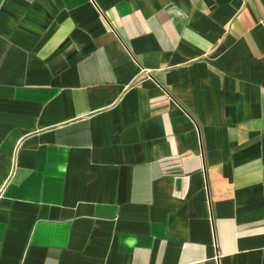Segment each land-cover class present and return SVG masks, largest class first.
I'll use <instances>...</instances> for the list:
<instances>
[{
	"label": "crops",
	"instance_id": "crops-1",
	"mask_svg": "<svg viewBox=\"0 0 264 264\" xmlns=\"http://www.w3.org/2000/svg\"><path fill=\"white\" fill-rule=\"evenodd\" d=\"M0 264H264V0H0Z\"/></svg>",
	"mask_w": 264,
	"mask_h": 264
}]
</instances>
